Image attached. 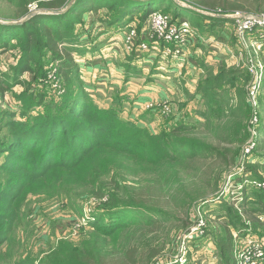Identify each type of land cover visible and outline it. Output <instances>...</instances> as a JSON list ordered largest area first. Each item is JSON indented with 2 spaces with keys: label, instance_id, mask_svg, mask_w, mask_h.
<instances>
[{
  "label": "trees",
  "instance_id": "16d2710c",
  "mask_svg": "<svg viewBox=\"0 0 264 264\" xmlns=\"http://www.w3.org/2000/svg\"><path fill=\"white\" fill-rule=\"evenodd\" d=\"M69 1L0 3H6L10 13L21 20L29 15L32 4L41 11H57ZM192 6L179 11L181 7L174 0H77L64 14L36 15L18 26L0 25V51L17 50L19 54L11 74L0 70V101L25 84V74L31 80L45 78L50 63L63 90L59 100L49 106L42 95L26 96L22 92L16 96L21 106L19 121L14 112H1L8 117L3 122L8 133L0 138V247L5 246L6 256L11 257L18 250L15 231L23 216L22 205L30 196H64L71 207L93 197L100 206L98 218L88 222L90 232L84 239L77 243L59 240L43 257L27 256L12 264H152L160 249L144 250L136 236H152L166 224L185 230L192 223L195 206L215 201L216 212L207 220L213 229L210 242L217 264H235L234 232L242 238L263 234L264 188L260 185L264 184V130L257 132L255 147L250 150L254 162L243 166L248 177L258 181V188L244 187L234 200H225L222 190L250 136L247 122L251 106L240 101L237 107H230L227 98L228 89L235 93L240 80L247 83V72L197 61L201 73L194 95L202 108L195 111L193 121H172L158 132L148 128L146 119L136 125L120 119L112 110L98 108L81 80L75 57H83L85 50L77 48L75 26L87 12L105 9L115 14L110 26L134 15L145 22L154 11L172 13L174 21L180 15L200 36L195 44L203 51L205 45L200 41L206 34L223 43H233L237 35L231 19L207 17L194 9L216 15L264 12L207 8L202 1ZM125 72H129L128 67ZM28 91L32 92L31 88ZM34 106L42 112H25L24 107ZM185 106L181 104L180 110ZM209 234L205 232L204 237Z\"/></svg>",
  "mask_w": 264,
  "mask_h": 264
},
{
  "label": "rangeland",
  "instance_id": "374dc122",
  "mask_svg": "<svg viewBox=\"0 0 264 264\" xmlns=\"http://www.w3.org/2000/svg\"><path fill=\"white\" fill-rule=\"evenodd\" d=\"M175 1L180 2V4H178L181 7L179 11L186 8L192 9L194 8L192 6L193 2L200 1L208 5L207 8H232L235 10L234 12L241 10L240 12H250L251 14L252 12L260 13L264 10V0H174V2ZM31 6H36V4H32ZM8 7L9 6L6 5V3H0V9L4 13L0 15V20L10 22L19 21L20 19L15 18L14 15L10 13L11 8L9 7V9ZM37 9L39 10V8ZM119 9L121 8L119 7ZM154 12L163 14L162 10ZM183 14L185 13L183 12ZM204 14H206L207 17L216 16V14L209 15L208 12H205ZM83 16H85L88 21L82 18V22L75 26V36L77 37V44H79L77 48L85 50V52H89V54H87L85 57L83 54V57H75L76 62L81 64V66L83 65L82 69L84 68V62H86L82 59L87 58V60H93L91 58L93 55H95L93 58L96 59L98 56H100L99 53H96L98 50H93L95 49V46L96 48L102 46L106 49L107 53L104 54L106 56L105 60H111V65L113 64V66L110 65L109 67H117L119 64H127L126 62H128L126 67L129 68V72H125V74L119 73V67L114 68L116 70V73L114 72V80L117 82L116 84H119V81H121V87L118 88L114 87V85H106V83L105 86L103 81L97 84L96 79H93L94 82L89 81V83H87L85 77L83 76L84 72L80 67L81 80L86 85L85 92L89 96L92 103L100 109L107 111L112 110L120 119L127 122L136 123V125H141L139 122H143L145 119L148 121L150 117L148 113L143 115L141 114L142 116L138 115V117H136V112L134 109L127 104L125 99L120 97V92L126 85L125 82L130 81L131 84H135L137 87L140 86V79L143 80V78H145V76L141 74V70L144 69L145 74L149 73V75H152L151 81L155 84H158L163 80L160 84L165 89L168 100L174 104V107H172L173 114L177 116L178 112L180 111L181 103H179L180 100H178L180 98L176 96L178 87L175 84L174 77L179 74L181 64H161L163 59H170L169 57L165 58L161 55V58L157 56V58L154 59V62L156 61L157 64H145L144 62L149 61L147 58L153 59L151 55H148L151 53V51H136L135 53H130L126 47L125 38L123 41L122 36L126 37V34L132 29H135L139 35H144L146 33L149 34L151 29L148 25V20L141 22L138 16L134 15L132 17H124L125 19L122 18L124 20H121L118 23H115L113 26H110L108 24L114 20L116 15L107 12L105 9H99L96 12L90 11L83 14L82 17ZM168 16L172 18V13H169ZM179 16L176 19L177 22H180L183 19V17ZM224 16L229 17L230 15ZM93 18L94 20L91 21ZM231 20L233 22L232 27L235 30L237 27L235 20ZM99 21H105V23H100ZM226 28L229 33H232L231 27L227 26ZM124 31H126V33H124ZM111 32L117 34L116 39H113L114 37L112 36L109 37L108 34ZM261 33L264 35V28L256 29L255 34H251L250 32V34L245 36L243 41H241L238 37L236 38L235 36L236 40H234L233 43H226L228 46L226 53L225 51L223 52L220 50V48L209 47L211 45L209 42L203 43L205 45L204 51L200 49L202 53H206V56L210 53V55H213L214 52H216V56L222 57L221 64H225L227 69H233L237 72L245 71L249 76V78H247V83H244L243 80H240L237 83L235 93L234 91L230 93V90L228 87H226V89H228L227 98L229 100V106L237 107L240 101H243L246 104L248 103L251 106V115L249 121L247 122L250 136L244 145L246 148L244 149L243 147L237 166L229 172L230 175L227 176L222 187L224 194H226L225 200L236 199L238 197L237 194H240L244 187L253 186L258 188V181H253L251 177H248L249 172L247 170H243V166L245 163L254 162V157L252 155L249 156L250 150L255 147L254 145L256 143L257 132L264 130V110L261 111L264 109V48L262 46L264 41L261 42V37H258V34ZM207 35L208 34H206V38H211L213 41L219 42L214 37L215 35H208L211 37H207ZM235 35H237V32ZM145 40L148 39L146 38ZM112 47L115 48L116 54H113ZM247 50H249V54H244ZM191 51V49L188 50L186 58L189 56ZM117 55H119V57H117ZM88 56L91 57L89 58ZM18 59L19 54L17 53V50H9L7 52L0 51V70L3 73L11 74L10 68L17 64ZM199 60H201V58L198 59V61ZM51 65L52 64L50 63L46 67L48 72H46L45 78L36 76L34 80H31V77L28 74H25L22 77V79L25 80V84L23 86L15 87L12 91V94L7 93L4 96L3 101H0V138L8 133L7 129L3 125V122L8 120V117L1 112H14L17 116L16 119L19 121L21 106L19 105L20 102L16 96L22 92H24V94L26 93V96L33 94L42 95L46 102V106L54 104L52 101L57 102L59 100L57 97L63 92V90L60 83V88H58L54 84L53 79L50 78V72L52 71L50 69ZM105 73V71H103V73L101 72L102 76H104L103 74ZM29 88H31L32 92L28 91ZM27 91L30 94H28ZM110 96L112 99H114L112 104L108 98ZM24 108L25 112H28L29 115H33L34 113L39 114L42 112L39 106H34L33 109H31V107ZM201 108L202 105L200 103L199 97H197L196 100L194 99L188 105L187 108L185 107L182 110L181 116H185V120L193 121L196 118L195 111ZM157 112L158 115L163 119V115L160 113L159 109H157ZM245 112L246 109L239 113V115L241 116ZM133 114L135 117L131 119L130 117ZM169 116L171 115H168L167 117ZM260 117L263 119L260 120ZM159 123L160 122L158 120L152 124V126L150 125L152 131L157 130V124ZM104 200L105 199H103V201ZM212 203H207L208 205L205 206H195L191 211L192 223L185 230L179 227H174L173 224H166L164 225V229H162L159 233L153 234L152 236L147 235L146 238L136 236L137 239L141 240V243L143 244L141 245L143 246L141 248L144 250H148L152 247L160 249L159 254H157L153 259L152 264H163L168 261H173L178 253L180 255V251L185 253L186 257V259L183 261V264H217L218 258L214 253L215 250H213L214 245L212 242H210L212 239L213 229L207 220L211 214L216 212V206H218L214 205V203L218 202L215 201ZM74 206L75 207H71L69 199L67 197L65 198L64 196L52 198H48L43 195L30 196L28 200H26L22 205L23 216L20 219L18 228L15 231L14 237L19 242L17 245L18 250L14 253L11 251L13 254V257H11L9 255L6 256L7 250L5 246L0 247V252L2 253L0 254V264H12L15 259L18 260L27 256L30 258L33 257L35 259H39L44 256V253H47L48 250L55 247L59 240L72 239V242L77 243L84 239L85 236L90 232V225H88V222L98 218L100 214V206L98 205L97 201L93 199V197H86L85 199L79 200ZM129 216H131V214H129ZM213 219L214 217H211V220ZM200 222H202V224L200 225L199 231L194 232L195 234H192L188 240L184 239L183 237L187 231L191 228L197 227ZM208 231L210 232L208 236L209 238L204 237L205 232ZM233 234L234 238H236V243L240 242V240L246 241L248 239H255L257 237L264 240V232L262 235H259V233L247 234L244 238H242L243 236L241 237V234H238L237 232H234ZM117 243L118 241H116V244ZM205 247L209 248V250L206 249L207 252L205 251ZM173 264L181 263H179L177 259Z\"/></svg>",
  "mask_w": 264,
  "mask_h": 264
},
{
  "label": "crops",
  "instance_id": "0c3cea01",
  "mask_svg": "<svg viewBox=\"0 0 264 264\" xmlns=\"http://www.w3.org/2000/svg\"><path fill=\"white\" fill-rule=\"evenodd\" d=\"M83 18L88 21V19L85 18V16H83ZM93 20H94V18L91 21H93ZM100 23H103V22H100ZM126 31H124V33H126ZM108 35H109V37H111V36L114 37L113 39L117 38L116 37L117 34H114V32H111ZM122 37H123V41H124L125 36H122ZM213 42L216 44L213 43L209 47L220 48V50H222L223 52L225 51V53H226V50L228 49V46L226 45V43H223L221 41H219V42L213 41ZM194 43H196V42H193V44H191L189 46V50L191 49L192 51L190 52V54L187 58H186V56L184 58H174V57L170 58L169 57L170 59H163V61L161 63V64H181L180 72L177 76L174 77V81L178 87V91L176 93V96L178 98H180V99H178V100H180L179 103H181V104L186 103V106H185L186 108L194 99L196 100V98H197V97H195L194 94H195V87H196V84H197V81L199 78V74H200L199 65L197 64L198 59L201 58V60H204L207 64L213 65L214 67L218 66L222 60V57L216 56V52H214L213 55H210L211 54L210 53L206 56V53H202L199 46L197 44H194ZM95 44H99V43H95ZM100 47L96 48V46H95V49H93L95 51L98 50L96 53L100 54V56H98L97 59L93 58V57H95V55H93L92 57L88 56L89 58L91 57L93 60H90V59L87 60V58L82 59L83 61L84 60L86 61V62H84V68L83 69H82L83 65L81 66V64H79V66L81 67V69L84 72L83 76L85 77L87 83H89V81L94 82L93 79H96L97 84L99 82L103 81L104 85L106 83V85H108V84L114 85V87L119 88V87H121V84H120L121 81H119L120 82L119 84H116L117 82L114 80V72L116 73V70L114 68L119 67V69H120L119 73L125 74V68H126V65H128V62H126L127 64H119L117 67H109L111 65L112 61L111 60H108V61L105 60L106 56L104 54L107 53L106 49L103 48L102 46H100ZM95 51H93V52H95ZM112 51H113V54H116V50L114 47H112ZM87 54H89V52H85L83 54L84 57ZM148 55H151L153 57V59L147 58V59H149V61H147V62L143 61L145 64H157L156 61L154 62V59L157 58V56H159L160 58H161V56L165 57V55L162 52V48H159V50H157V51H151V53ZM117 57H119V55H117ZM160 58H159V60H160ZM165 58H167V57H165ZM100 64H102V65H100ZM111 66H113V64ZM152 70H154V69H152ZM94 71H95V73H94ZM103 71L106 72L105 74H103L104 76H102V74H101V72L103 73ZM141 74L143 76H145V78H143V80L140 79L141 80L140 86L137 87L135 84H131L130 81H127V82H125V84H126L125 87H123L122 91L120 92V97L125 99L127 104L131 108L134 109V111L136 112V117H138V115H141V114L143 115L145 113H148L150 115V117H149V120L147 121V123H148L147 126L151 131H152V128H151L152 124H154L156 121L159 120L160 123L157 124V130L153 131V132L160 131L162 129V127L165 128L166 125L171 124L172 121L177 122L178 120L184 119L185 116H183V115L181 116L182 110L184 108L178 112L177 116L173 114V108L172 107H174V104H172L168 100V96L166 94V91L163 88V86L160 84L163 80L161 82H159L158 84H155L154 82L151 81L152 75L151 74L149 75V73L145 74L144 69L141 70ZM190 86L193 88H191ZM183 94H184V97H186V98L183 97ZM192 96H193V98H192ZM108 98H109L110 103L112 104V102H114V99H112L111 96ZM162 104H169L170 106L172 105L170 115H173V117L167 119V116H163V119H162L158 115L157 109H159V107ZM134 117H135V115L133 114L130 118L132 119ZM206 249L209 250L208 247H205V251H206ZM209 255H210V253H209Z\"/></svg>",
  "mask_w": 264,
  "mask_h": 264
},
{
  "label": "built area",
  "instance_id": "2783aa9c",
  "mask_svg": "<svg viewBox=\"0 0 264 264\" xmlns=\"http://www.w3.org/2000/svg\"><path fill=\"white\" fill-rule=\"evenodd\" d=\"M29 14L40 12L41 10L37 9V6H29ZM232 19L235 20L236 28L235 33L237 32V37L243 41L245 36L249 34L253 29L264 28V12L260 15H249V14H240L235 13L231 14ZM217 16V15H216ZM148 25L150 26V33L139 35L135 29H132L129 33L126 34L125 44L129 52L135 53L136 51L140 52H150L157 51L159 48H162V52L165 57H174V58H184L187 56V50L189 46L193 44L196 40H200V36L196 31L187 23L185 19H182L180 22L177 20H172L167 14H160L157 12H152L148 16ZM261 35V36H260ZM260 41H264V35L258 34ZM148 40H145V39ZM201 43H214L211 38H201ZM195 44V43H194ZM216 44V43H214ZM52 70L50 72V78L53 79L54 84L59 87V82L55 76L54 66H50ZM60 94V93H59ZM159 111L163 116H168L171 114V106L169 104H162L159 107ZM247 151V150H246ZM264 188V184L260 185ZM197 227L191 228L187 231L184 239L188 240L194 232L199 231L200 225ZM236 239V238H235ZM173 261H168L163 264H173L177 259L179 263L183 264L185 253L180 251ZM178 257V258H177ZM234 263L235 264H264V240L260 238L248 239L243 242H238L235 244L234 249Z\"/></svg>",
  "mask_w": 264,
  "mask_h": 264
},
{
  "label": "water",
  "instance_id": "95a60500",
  "mask_svg": "<svg viewBox=\"0 0 264 264\" xmlns=\"http://www.w3.org/2000/svg\"><path fill=\"white\" fill-rule=\"evenodd\" d=\"M76 1L77 0H70L67 3V5L62 10H59V11H40V12H37V13L29 14L28 16L24 17L23 19H21L19 21H15V22L1 21L0 20V25H5V26H18V25L24 24L26 21H28L30 18H32V17H34L36 15H41V14H45V15H48V14H51V15H60V14H64V13H66L74 5V3ZM175 2L176 3L178 2L177 4H180L179 1H175ZM194 11H196L198 13H201L203 15H206V14H204L205 12H199V10H194ZM208 14L210 15L211 13H208ZM213 16H215V15H213ZM217 17H220L222 19H232L233 18L231 15L229 17L228 16H224V15H217Z\"/></svg>",
  "mask_w": 264,
  "mask_h": 264
}]
</instances>
